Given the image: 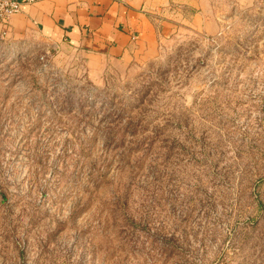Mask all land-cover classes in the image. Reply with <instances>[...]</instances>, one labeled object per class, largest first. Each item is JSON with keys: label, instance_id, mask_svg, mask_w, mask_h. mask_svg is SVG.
Segmentation results:
<instances>
[{"label": "rangeland", "instance_id": "obj_1", "mask_svg": "<svg viewBox=\"0 0 264 264\" xmlns=\"http://www.w3.org/2000/svg\"><path fill=\"white\" fill-rule=\"evenodd\" d=\"M231 6L100 77L0 36V264H264V4Z\"/></svg>", "mask_w": 264, "mask_h": 264}, {"label": "crops", "instance_id": "obj_2", "mask_svg": "<svg viewBox=\"0 0 264 264\" xmlns=\"http://www.w3.org/2000/svg\"><path fill=\"white\" fill-rule=\"evenodd\" d=\"M254 1L40 0L0 23V36L13 43L36 38L59 50L66 63L76 60L100 77L158 55L166 35L179 29L215 37L226 28L231 5Z\"/></svg>", "mask_w": 264, "mask_h": 264}, {"label": "built area", "instance_id": "obj_3", "mask_svg": "<svg viewBox=\"0 0 264 264\" xmlns=\"http://www.w3.org/2000/svg\"><path fill=\"white\" fill-rule=\"evenodd\" d=\"M40 0H0V23L6 25L10 18L19 13L23 5H32ZM264 4V0H261Z\"/></svg>", "mask_w": 264, "mask_h": 264}]
</instances>
